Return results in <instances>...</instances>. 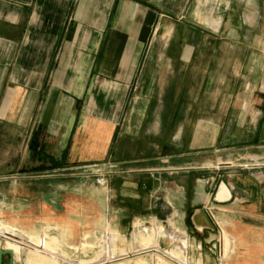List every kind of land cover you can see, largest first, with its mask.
Wrapping results in <instances>:
<instances>
[{"label":"crops","instance_id":"obj_1","mask_svg":"<svg viewBox=\"0 0 264 264\" xmlns=\"http://www.w3.org/2000/svg\"><path fill=\"white\" fill-rule=\"evenodd\" d=\"M261 61L264 0H0L5 238L39 248L55 237L75 259L73 248L111 230L130 253L141 248L138 222L143 233L158 226L163 236L184 233L192 264L253 260L251 248H264L252 235L264 232V171L228 182L212 172L204 181L211 172L197 161L205 148L188 142L200 129L217 153L264 148L263 117L253 121L245 102H230L229 112L243 107V116L229 113L220 127L217 113L188 98V85L194 72L202 76L197 93L219 92L222 69L234 99L259 88L252 76H262ZM167 91L175 98L158 95ZM220 106L219 98L210 108ZM227 168L217 167L219 175ZM189 181L207 193L190 190ZM225 235L232 241L226 260Z\"/></svg>","mask_w":264,"mask_h":264},{"label":"rangeland","instance_id":"obj_2","mask_svg":"<svg viewBox=\"0 0 264 264\" xmlns=\"http://www.w3.org/2000/svg\"><path fill=\"white\" fill-rule=\"evenodd\" d=\"M211 45V44H210ZM222 46V45H220ZM223 47V46H222ZM226 47V46H225ZM215 48V46H213ZM212 50L208 46V48L205 50L206 52ZM224 51H227L226 48H224ZM210 53V52H209ZM237 53V52H236ZM207 64L210 61H206ZM225 61H221L222 65ZM255 62V61H253ZM201 67H203V63L201 62ZM225 67V66H224ZM259 68L262 73L261 75H253V82H259V88H253L252 90H248L241 93V95L235 94V98L233 99V94H228L230 91H226L225 89H228L227 87V79L229 77L227 76V73H225V70H220V76L219 81L225 82V88H222L219 90V92H216L214 94H210L208 96H202L201 93H197V90L201 88L202 85V76L195 74L194 72L191 73L190 78V84L189 86V99H196L199 98L200 101H198L199 106H206L207 110L209 112L217 113L214 115V121L217 123H220V127H222L224 120L227 118L228 114L230 113L232 117H242L243 114L240 113L244 111L245 109L242 107L241 109H234L233 112H229V104H235L245 102L243 104L246 105V110L249 111V117L255 121L259 117H263L262 124L264 125V102L262 101L264 98V91H258L257 89H260L261 86L264 85V61H261ZM227 72V71H226ZM230 82L232 84L238 83V81H232L230 79ZM240 82V81H239ZM248 84V82H247ZM229 85V83H228ZM256 89L257 91H254ZM236 93V92H235ZM158 95L163 96V98L171 99L175 98V92L174 91H167L163 93H158ZM221 101V106L218 108H210L212 105V102L216 99H219ZM202 99V100H201ZM262 101V102H261ZM192 108V107H191ZM195 108V107H194ZM193 110V115L195 113V109ZM201 109V110H203ZM160 109L158 108L157 111ZM237 111V112H236ZM239 111V112H238ZM199 115V113H198ZM211 115V114H209ZM200 117L207 118L208 114H201ZM249 125V124H248ZM247 125V126H248ZM154 126V125H152ZM214 126H219L218 124ZM215 128V127H214ZM210 129V128H209ZM207 128H204L203 133L208 134L211 132ZM238 129L235 128V131ZM202 131L199 129L198 133L196 132H190L189 136H196L194 137V140H189V147H196V142L198 144H202L204 146V154L200 156L202 159L198 160L197 163L200 166V171L210 174H203V180H212V178H215L213 174L217 173V177H219L223 182L225 180L228 182L233 179L234 175L237 173L238 177H242L244 174H253L256 171H264V148L256 149L255 147L250 149H231L232 151H221V152H214V149L211 145L213 141L210 139H200L201 138ZM238 135V134H236ZM242 143V142H241ZM207 147V148H206ZM218 155V156H217ZM202 161V162H201ZM228 167L225 169L226 174L219 175L217 167ZM98 169H94L93 172H97ZM199 172V173H202ZM213 172V174H212ZM211 174L213 177H211ZM93 175H97L98 173H93ZM114 174L112 175V177ZM198 177L200 174L197 175ZM114 179V177H113ZM196 180V179H195ZM147 181L145 179H141V185L144 186L147 185ZM190 190L197 191L200 194L207 193V188L202 186H196L195 181H189ZM199 183V182H198ZM144 189V192L147 191V188ZM195 193V195H200ZM193 196V195H192ZM201 196V195H200ZM253 224H256V221H252ZM259 225V223H257ZM140 227H145L141 223H136V231L134 236V242H140V250L137 248H133V250L130 253H126L125 251H120L119 247L117 245L118 242V236L111 230H107L106 233L103 235L96 234L95 237H92L91 243L83 242L79 245H77L74 249L76 252V257L73 259L72 257H69V255L61 250V243L59 245V241L57 238L53 237V239L56 241L54 245L51 243L49 244V247L42 244L43 246L39 247L36 246L35 242H23L22 245L16 244L14 242L9 243V238H5V235H8L9 232L6 230L9 228V226H4L3 221L0 220V264H192L194 261V256L192 254L191 258H189L188 255H186L185 249L188 247V242L185 240L184 236L185 234L181 231L175 229L174 231H168L169 234L175 232L177 235V238L163 236L160 233L167 232L165 228L163 227H156L151 229L148 233L141 232ZM15 232H17V235L14 236L15 239H17L18 242H20V238L18 236H21L19 230H16L13 228ZM264 231V230H263ZM243 233V232H241ZM254 236V239L260 238L262 239V246L264 245V232L260 234H256L253 232L252 234ZM13 238V239H14ZM38 238V237H37ZM179 242V243H177ZM160 244V245H159ZM185 247H183L182 245ZM231 238L226 236L224 237V255L223 257L225 260L227 259L229 253L231 252ZM32 248L33 250H29L27 248ZM161 246V247H160ZM256 246H254L255 248ZM6 248H11L16 254L17 259H15L14 255L11 254L10 251H7ZM77 248V249H76ZM194 249V248H193ZM173 250H179L181 251L180 257L172 255L170 252ZM253 260L252 259H246L247 264H264V248H251ZM193 252V251H192ZM194 253V252H193ZM121 254V255H119ZM85 255V258L83 256ZM125 259V261H123Z\"/></svg>","mask_w":264,"mask_h":264},{"label":"bare ground","instance_id":"obj_3","mask_svg":"<svg viewBox=\"0 0 264 264\" xmlns=\"http://www.w3.org/2000/svg\"><path fill=\"white\" fill-rule=\"evenodd\" d=\"M222 189L223 190L221 191V193L219 194V197H218L221 200L227 197V190H226V188L223 187ZM172 236L173 237H177L175 235H172ZM7 251H10L14 255V257H15V254H14V252L12 250H7ZM172 255L177 256V257H180L181 251L175 250L174 252H172Z\"/></svg>","mask_w":264,"mask_h":264},{"label":"water","instance_id":"obj_4","mask_svg":"<svg viewBox=\"0 0 264 264\" xmlns=\"http://www.w3.org/2000/svg\"><path fill=\"white\" fill-rule=\"evenodd\" d=\"M1 254H3V253H1ZM1 254H0V255H1ZM11 254H12V253H11Z\"/></svg>","mask_w":264,"mask_h":264}]
</instances>
